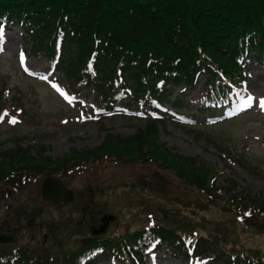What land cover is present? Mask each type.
<instances>
[{
	"label": "trees",
	"instance_id": "trees-1",
	"mask_svg": "<svg viewBox=\"0 0 264 264\" xmlns=\"http://www.w3.org/2000/svg\"><path fill=\"white\" fill-rule=\"evenodd\" d=\"M1 24H19L35 56L44 54L74 92L92 87L97 103L107 109L117 103L154 109L170 101L173 90L191 84L195 73L204 68L207 78L200 109L209 112L221 104L232 86H240L244 75L238 58L253 50L260 58L264 50V0H0ZM2 92L0 113L3 109L13 113L15 107L8 104L7 92ZM182 96H173L177 108L183 107ZM163 123L148 119L130 136L108 134L94 149L72 150L69 158L50 159V170L59 177L66 175L72 162H85L87 171L90 163L95 168L112 165L106 161L109 158L116 163L138 164L142 158L160 161L169 173H156L153 168L146 171L147 176L138 177L142 180L122 182L148 191L132 203L155 210L146 208L134 226L124 225L118 215L93 211L89 232L111 218L116 224L99 236L69 232L62 238L50 226V254L43 248L0 249V264H91L109 256L125 264H141L149 248L162 242L175 255L187 256L190 248L197 257L223 258L221 264H264V242L249 241L252 234L264 235V208L257 211L239 203L237 195L243 189L233 181L228 189L231 194L224 198L223 187L214 184L212 168L173 154L159 142L157 128ZM4 174L0 164V180ZM169 180L192 196L184 197L186 207L194 204L190 213L166 206L171 187L164 186ZM91 191L96 193L97 187ZM93 192L90 197L74 192V200L89 211ZM252 219L259 223L256 232L246 228ZM74 235H79L77 241Z\"/></svg>",
	"mask_w": 264,
	"mask_h": 264
},
{
	"label": "rangeland",
	"instance_id": "rangeland-1",
	"mask_svg": "<svg viewBox=\"0 0 264 264\" xmlns=\"http://www.w3.org/2000/svg\"><path fill=\"white\" fill-rule=\"evenodd\" d=\"M3 32L5 41L0 44V89L8 90V104L19 105L17 111H23L18 116L4 115L3 119H0V163L3 161L1 165L5 169L23 162L21 152L19 154V151L13 152L9 149L32 147L31 155L38 157V149L45 146L43 155L49 156L51 160L64 159L70 156L72 150L84 152L100 146L108 134L127 137L147 123V110L140 112L138 109H126L121 106L113 113L93 110L96 103L93 91L90 90H83L79 98L63 96L67 81L61 73L52 72L43 56L31 54L30 45L21 37L20 28L13 27ZM244 68L248 78L242 92L244 96L240 105L244 106L239 107L242 108L240 114L232 120L215 122L208 127L187 125L189 122L186 120L192 119L191 116H198L200 122L202 119L210 121L206 114L196 113L204 81V75L199 73L194 84L180 88L187 107L182 109L184 112L174 114L169 106L162 109L166 117L165 122L157 128V135L159 142L171 152L195 158L206 166L213 167L218 173V182L223 186H228L227 178L237 182L245 189L239 196L243 203H249L248 199H257L260 205L263 204L261 200H264V109L260 107L259 99L264 98V63H256L253 60L246 63ZM180 89H177L175 94H178ZM249 96L252 97L251 106L247 104ZM227 110L221 109L218 113L223 116ZM239 154L241 164L244 163L242 167L234 160ZM106 161L112 165L105 163L102 167L95 168L94 163H90L92 168L85 171L86 165H83L78 174L76 172L79 169L75 170L78 166L69 167V171H74L72 174L75 175L65 181L75 193L83 191L89 193L90 197L93 192L91 190L97 187V192H93V207L91 200H88V206L93 208L89 211L77 204L74 198L68 204H53L41 199L40 183L50 170H43L34 175L36 180L28 181V178H25L27 183L19 191L11 192L7 199L3 194L5 184H0V234L15 231L8 234L14 239L11 245L0 243V249L9 250L12 246H20L33 247L38 251L43 248L50 252L53 244L49 235L45 245L41 244L44 234H50V226L59 238L69 232L86 234L90 229V214L93 211L97 214L101 211V214L118 215L126 226L138 224L141 212L150 207L132 201L141 194H148V191H138L132 185H123L122 182L142 180L143 178L138 177L147 176L146 171L151 170L147 167L150 165L156 166L158 173L164 170L158 166L159 162L155 164L148 160L136 165L124 161L116 163L111 158ZM168 182L169 184L164 186L171 187V190L167 191L166 206L174 208L177 213H190L194 204L186 207L184 197L192 196L178 183L172 180ZM223 194L227 196L226 190H223ZM8 202L11 203L10 207H7ZM205 208L215 210L211 206ZM116 222L109 221L108 228L111 229ZM256 224L257 222L250 221L251 231L256 232L259 223ZM226 225L227 229L231 228L229 224ZM78 236L74 235V239ZM36 239L41 241L38 246H35ZM249 241L264 242V235L252 234ZM95 264L123 263L108 259ZM146 264L191 263L182 257L174 258L165 250H159L150 255ZM197 264L209 263L202 259Z\"/></svg>",
	"mask_w": 264,
	"mask_h": 264
},
{
	"label": "water",
	"instance_id": "water-1",
	"mask_svg": "<svg viewBox=\"0 0 264 264\" xmlns=\"http://www.w3.org/2000/svg\"><path fill=\"white\" fill-rule=\"evenodd\" d=\"M41 193L44 199H47L51 202H61V201H70L72 197V192L66 188L61 180L54 179L52 177H47L44 179L41 185ZM103 231V228L95 231L98 233ZM0 241L9 242L12 241L11 237L0 235Z\"/></svg>",
	"mask_w": 264,
	"mask_h": 264
},
{
	"label": "snow or ice",
	"instance_id": "snow-or-ice-1",
	"mask_svg": "<svg viewBox=\"0 0 264 264\" xmlns=\"http://www.w3.org/2000/svg\"><path fill=\"white\" fill-rule=\"evenodd\" d=\"M5 41V35H4V32H3V29L0 28V44H3ZM251 102H252V97L249 96L248 97V101H247V104L248 106H251ZM259 104H260V107L262 109H264V98H262L260 101H259ZM6 115V114H5ZM0 119H3V115H0ZM10 122H15V121H10ZM155 245H153L154 247Z\"/></svg>",
	"mask_w": 264,
	"mask_h": 264
},
{
	"label": "flooded vegetation",
	"instance_id": "flooded-vegetation-1",
	"mask_svg": "<svg viewBox=\"0 0 264 264\" xmlns=\"http://www.w3.org/2000/svg\"><path fill=\"white\" fill-rule=\"evenodd\" d=\"M45 240H46V236H44V241H43V243H45Z\"/></svg>",
	"mask_w": 264,
	"mask_h": 264
}]
</instances>
